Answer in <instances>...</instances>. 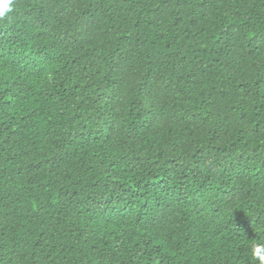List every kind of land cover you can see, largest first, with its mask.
<instances>
[{"label":"trees","instance_id":"1","mask_svg":"<svg viewBox=\"0 0 264 264\" xmlns=\"http://www.w3.org/2000/svg\"><path fill=\"white\" fill-rule=\"evenodd\" d=\"M264 0H15L0 20V264H259Z\"/></svg>","mask_w":264,"mask_h":264},{"label":"clouds","instance_id":"2","mask_svg":"<svg viewBox=\"0 0 264 264\" xmlns=\"http://www.w3.org/2000/svg\"><path fill=\"white\" fill-rule=\"evenodd\" d=\"M14 2L15 0H0V20L6 19L14 10ZM251 256L259 264H264V239L252 244Z\"/></svg>","mask_w":264,"mask_h":264}]
</instances>
